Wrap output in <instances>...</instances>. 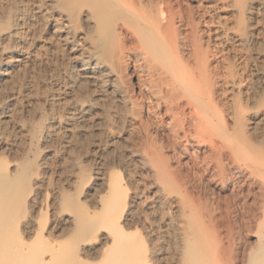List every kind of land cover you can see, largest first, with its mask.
<instances>
[{
  "label": "rangeland",
  "instance_id": "obj_1",
  "mask_svg": "<svg viewBox=\"0 0 264 264\" xmlns=\"http://www.w3.org/2000/svg\"><path fill=\"white\" fill-rule=\"evenodd\" d=\"M102 2L114 4L65 3L92 14ZM170 2L180 13V59L196 47L207 54L210 142L184 138L167 116L145 136L126 106L73 83L72 54L47 25L46 0H0V264L264 263V9L256 0ZM75 22L81 34L86 23ZM149 43L167 70L176 65L170 46L155 35ZM72 98L93 106L74 119ZM146 137L161 154L145 151ZM111 179L126 184L131 207L121 230L103 211Z\"/></svg>",
  "mask_w": 264,
  "mask_h": 264
},
{
  "label": "bare ground",
  "instance_id": "obj_2",
  "mask_svg": "<svg viewBox=\"0 0 264 264\" xmlns=\"http://www.w3.org/2000/svg\"><path fill=\"white\" fill-rule=\"evenodd\" d=\"M67 1L69 0H46V6H45L46 8H44L43 10L45 11L44 14L49 16L48 21L50 20V22H47L48 23L47 25L49 26L50 30L55 34H58L59 37L60 36L62 37V40L64 41L65 45L68 46V49L70 53L72 54V57L70 56L73 59V63H74L73 65L74 72L71 73L73 77L72 81L73 83L79 82V87L82 92H88L90 90L89 87L93 86L91 88V90L93 89L92 91H95V89H97V91L101 94L102 93L109 94L112 97L111 99L116 100L117 102H120L121 105L123 104L124 106H126L127 115L139 121L140 125L142 126L141 128H143L145 136H147L148 138L151 135L150 127L153 124L156 125L157 127H162V124L164 122L163 117L167 116L172 121V124H173L172 127H174V131H176L177 133L181 132L184 138L193 139L194 137L198 138V136H202V137H199V138H203L201 140L202 143H206L209 141L208 138L210 134L209 133L210 131L209 121L210 120L208 116L209 114L207 112L208 109L206 107L210 103V91H211L210 83L211 82L209 78L210 70L208 67L207 54H206V51H204L203 49H200L201 50L200 52L197 51L198 48L196 47L197 49L193 48L190 54L191 56L188 57L191 59V60L188 59L189 62L187 60L182 59L183 60L182 61L180 59L179 57L180 55L178 56V53H177L179 51V49L177 51V48L179 45V43L177 45L179 29L176 23V18L177 17L180 18V15H179L180 13L176 11V8H175L176 6L172 2H170V0L169 1L166 0L168 2H165V3H163L162 0H110L117 7V8L115 7L116 11H114L115 9L113 7L114 4H112L111 2L110 3L113 5L112 7H113L114 12L111 11L112 9L111 6H110L111 9H110L108 7H105L103 5L105 3L103 2L101 3L103 6L99 5L100 3L99 2L97 3L99 7L96 6V9H94L92 14H88L85 11V8L81 6L78 9H75V8L73 9L71 7L72 10L70 9L71 10L70 11L66 7V6H68V8L70 7L69 5H66ZM256 1H258L257 3L259 7H261V9L262 8L264 9V0H256ZM61 3L64 4V7L62 6L63 4ZM16 4H19V3H16ZM14 6H17V5H14ZM20 8L22 9L21 6ZM249 8H247V13L250 14L251 9ZM112 15H114V20H112L113 22L111 21L112 23L111 32L112 33L110 32L111 33V36H110L108 35V32H107L109 25H108V28H106V25L108 24V22H110L109 18L113 19L111 18ZM74 16L77 18L80 24L84 22L86 23V26L84 24L85 30L81 34L77 33L79 29L77 30V27H76L77 22H75L76 18H74ZM27 18H28V12L25 9H23L21 13L19 14V20H21L20 22H22V24L18 22L19 26L25 25L24 23L27 21ZM93 19H96L98 22L97 21L94 22ZM14 25L17 26V24H14ZM6 30H4V32ZM3 34H1L2 38H3ZM151 35L152 36L155 35L157 39L163 41V43L165 42V44H167L168 46H170V48H172L171 50H173V52L171 51V53H174L176 65L174 63L175 66L172 67L171 69L170 67L172 66V64L170 67H168L169 70H167L164 67V65H162L159 62V59L157 57L158 52H156V50L154 49L155 46L153 45L154 46L153 48L152 44L149 43V41H151V38H152ZM1 36H0V39L2 40ZM4 36H6V33ZM23 37L24 36H22V33H21V35H18V36L16 35V37H14V40L18 42L22 40ZM149 37H150V40H149ZM154 38H153V41H154ZM7 39L8 38L4 40H7ZM239 40H241L245 44L249 40V35L242 34ZM198 45L202 46L201 44H198ZM21 48H24V47H21ZM11 49H9V51ZM23 53H20V55H22ZM167 62L168 61H166V64H168ZM5 66H7V62L4 60L0 63V78L3 77L4 74H6ZM187 66H189L191 70ZM254 70L256 74L260 73L259 69L255 67H254ZM50 74H52L53 76V73L50 72ZM74 90H75V87H74ZM80 92H79V95H80ZM104 95L102 94V96ZM109 95H107L108 99H109ZM49 96H53V95H49ZM70 97L72 96L70 95ZM67 100H68V97H67ZM71 100L73 101V98ZM74 101L71 103H74ZM97 101L99 100L97 99ZM88 104L85 105L84 102H78V101L76 102L77 113L74 119H78L84 116L85 111L93 106L91 104L92 106L90 107V105ZM99 104H101V102H99L98 105ZM72 105L73 104H71V106ZM115 107L117 108V106ZM71 113L73 112L71 111ZM145 115L148 117H146ZM70 119L68 120L71 121L72 119L71 120ZM68 130L71 131L72 129L70 128ZM147 137L146 139H148ZM151 137L153 138V135ZM152 138L147 140L148 142L144 147L146 149L145 151H147V153L150 155H157V154L159 155L161 154V149L160 147L156 145L155 143L156 140L154 141ZM125 163H126V160H125ZM101 171H104V170L101 169ZM103 173H101L102 176L104 175ZM125 185L126 184H124L120 179L110 180L109 185H108V191H107V196H109V199H108V202L105 201L106 204L104 205V209H103V211H106V213L104 212V214H107L106 221L112 224H116L115 226L118 225L119 228H116V229H119V230L122 229L124 225V221L127 220V217L131 214V207L126 197L127 190H126ZM189 212L190 211H188V213ZM189 215L191 214L189 213ZM262 238L264 239V237ZM262 241L260 240L259 243ZM261 244H260L261 248L259 246V249L264 251V241ZM100 248L102 249V247ZM255 252L256 251H254L253 253ZM253 253L251 254V256L253 255ZM140 254L142 253L140 252ZM190 256L192 255L190 254ZM256 258L260 259V257H257V256Z\"/></svg>",
  "mask_w": 264,
  "mask_h": 264
}]
</instances>
